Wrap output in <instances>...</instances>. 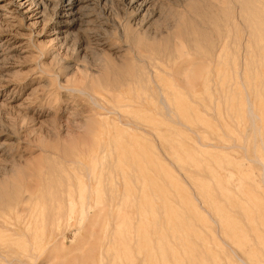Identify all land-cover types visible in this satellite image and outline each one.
Returning a JSON list of instances; mask_svg holds the SVG:
<instances>
[{"label":"rangeland","instance_id":"rangeland-1","mask_svg":"<svg viewBox=\"0 0 264 264\" xmlns=\"http://www.w3.org/2000/svg\"><path fill=\"white\" fill-rule=\"evenodd\" d=\"M249 1L0 0V264H264Z\"/></svg>","mask_w":264,"mask_h":264},{"label":"bare ground","instance_id":"bare-ground-1","mask_svg":"<svg viewBox=\"0 0 264 264\" xmlns=\"http://www.w3.org/2000/svg\"><path fill=\"white\" fill-rule=\"evenodd\" d=\"M129 1V0H128ZM131 1V0H130ZM251 1V0H250ZM249 1V2H250ZM264 1V0H263ZM70 2V1H69ZM238 2H241V1H238ZM245 2V1H244ZM244 2H241V3H244ZM260 2H262V1H260ZM130 3V2H129ZM254 3V2H253ZM69 4V3H68ZM136 4V3H135ZM245 5V4H244ZM248 5V4H247ZM254 5V4H253ZM263 5V4H262ZM128 6V5H127ZM143 6H144V3L143 4H141V5H137V12L139 11V10H141L142 8H143ZM147 6V5H146ZM257 6V5H256ZM261 6V5H260ZM259 7V6H258ZM257 7V8H258ZM243 8V7H242ZM263 8H264V6H263ZM241 9V8H240ZM245 9V8H244ZM249 9H250V7H249ZM248 9V10H249ZM251 10V9H250ZM254 10H256V9H254ZM262 10H264V9H262ZM246 11V10H245ZM253 11V10H252ZM135 12V11H134ZM255 12V11H254ZM260 12V11H259ZM147 13V12H146ZM246 13V12H245ZM257 13V12H256ZM248 14V13H247ZM253 14V13H252ZM137 16V15H136ZM256 15H254V17H255ZM259 16V15H258ZM80 17V16H79ZM133 17V16H132ZM247 17V16H246ZM249 19V18H248ZM254 19V18H253ZM259 19V18H258ZM263 19H264V17H263ZM218 20V19H217ZM228 20V19H227ZM135 21V20H134ZM231 21V20H230ZM259 21V20H258ZM257 21V22H258ZM218 22V21H217ZM225 22H226V20H225ZM250 22V21H249ZM248 22V23H249ZM214 23V22H213ZM233 23V22H232ZM246 23V22H245ZM255 23V22H254ZM259 23V22H258ZM219 24V23H218ZM261 24V23H260ZM216 25H217V23H216ZM236 25V24H235ZM251 25V24H250ZM255 26V27H254ZM253 27V30L256 28V25H254ZM259 27V26H258ZM187 28V27H186ZM260 29V28H259ZM186 30H188V29H186ZM205 30V29H204ZM216 30V29H215ZM251 30V29H250ZM258 30V29H257ZM256 30V31H257ZM189 31V30H188ZM263 31V30H262ZM187 32V31H186ZM185 32V33H186ZM249 32V31H248ZM261 32V31H260ZM263 33V32H262ZM195 34V33H194ZM216 34V33H215ZM218 34H220V33H218ZM246 34V33H245ZM252 34V33H251ZM180 35H181V33H180ZM255 35V34H254ZM149 36H151V35H149ZM210 36H211V33H210ZM218 36V35H217ZM221 36H223V35H221ZM248 36V35H247ZM153 37V36H152ZM141 38V37H140ZM151 38V37H150ZM154 38H156V36L154 37ZM182 38V37H181ZM187 38H189L188 39V43H190L189 45L192 47V48H194V47H198L199 45H200V43L202 42H205L206 41V39H207V36H206V33L204 34V33H198V34H196V35H193L192 37H187ZM220 38V37H219ZM142 39H143V37H142ZM221 39V38H220ZM249 39H250V37H249ZM258 39V38H257ZM140 40V39H139ZM215 40V39H214ZM213 40V41H214ZM253 40H255V39H253ZM223 41H224V39H223ZM250 41H251V39H250ZM187 42V41H186ZM220 42V41H219ZM206 43V42H205ZM217 43V42H216ZM142 44V43H141ZM140 44V45H141ZM144 44V43H143ZM205 45V44H204ZM214 46V45H213ZM219 46H221V45H219ZM215 47V46H214ZM218 47V46H217ZM221 48V47H220ZM195 50H196V48H195ZM207 51V50H206ZM210 51V50H209ZM215 51V50H214ZM217 51V50H216ZM158 52H159V50H158ZM162 53V52H161ZM203 53V52H202ZM201 53V54H202ZM208 53V52H207ZM204 54H206V53H204ZM210 54V53H209ZM220 54V53H219ZM153 55V54H152ZM160 55V54H159ZM166 56V55H165ZM172 56V55H171ZM211 57V56H210ZM209 57V58H210ZM217 57V56H216ZM205 58V57H204ZM212 58V57H211ZM140 59V58H139ZM138 64V63H137ZM130 67H131V65H130ZM134 69V68H133ZM126 70V69H125ZM128 71H130V70H128ZM135 71H137V70H135ZM139 71H141L140 69H139ZM125 72V71H124ZM145 72V71H144ZM128 73V72H127ZM137 73V72H136ZM143 73V72H142ZM126 76V75H125ZM127 76L129 77V76H131V78H135V82H134V80L132 81V83L135 85L136 84V88H137V90L139 89V90H142L143 88H145V86L143 87L141 84H142V77L141 78H137V76H132L131 74L129 75V74H127ZM130 78V79H131ZM114 79V78H113ZM115 79H116V77H115ZM147 79V78H146ZM145 79V80H146ZM106 80V79H105ZM140 80H141V82H140ZM110 81H111V79H110ZM114 82H117V81H114ZM113 82V83H114ZM103 83H104V81H103ZM106 83H109V82H105V84ZM110 84V83H109ZM143 84H144V82H143ZM145 84H146V81H145ZM103 85V84H102ZM119 85H120V82H118V83H114V86H112L113 88H116V86L117 87H119ZM121 85H124V84H121ZM186 86V85H185ZM103 87V86H102ZM130 87H132V85L130 86ZM146 88H148L149 89V87H146ZM108 89H109V87H108ZM115 90V89H114ZM118 90V89H117ZM144 90V89H143ZM147 90V89H146ZM133 91V90H132ZM136 91V90H135ZM158 91V90H157ZM84 93V92H83ZM155 93V92H154ZM145 94V93H144ZM87 95V94H86ZM90 98V97H89ZM138 98L139 97H137L136 96V99L138 100ZM93 100V99H92ZM139 102L141 101V100H138ZM143 101V100H142ZM164 105V104H163ZM162 105V106H163ZM166 108V107H165ZM115 111V110H114ZM171 113V112H170ZM249 114V113H248ZM166 115V114H165ZM249 116V115H248ZM250 117H252V116H250ZM253 121V120H252ZM122 124V123H121ZM124 125V124H123ZM122 126V125H121ZM125 126V125H124ZM127 126V125H126ZM136 127V126H135ZM136 129V128H135ZM25 198V197H24ZM22 203V202H21ZM70 204V203H69ZM146 244V243H145Z\"/></svg>","mask_w":264,"mask_h":264}]
</instances>
